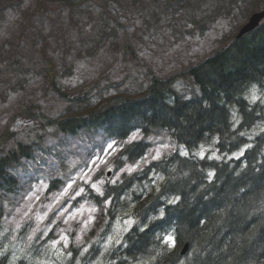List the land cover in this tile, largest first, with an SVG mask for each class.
<instances>
[{"label": "rangeland", "instance_id": "obj_1", "mask_svg": "<svg viewBox=\"0 0 264 264\" xmlns=\"http://www.w3.org/2000/svg\"><path fill=\"white\" fill-rule=\"evenodd\" d=\"M41 1L43 8L38 7L40 0H0V138L7 131L11 133L0 144V156H19V144H30L34 153L30 159L19 158L9 164L19 186L16 192L2 196L6 215L0 241L4 250H11L15 256L33 249L42 264H56L71 242L80 244L100 236L106 250L133 223L131 216L117 218L110 233L101 235L103 223L99 221L106 208L102 211L78 198L85 195L87 187L100 192L105 174L114 169L115 160L130 139L143 135L137 131L123 142L105 138L103 151H94L88 166L83 156L62 158L59 175L66 176L65 180L50 190V171L57 164L50 156L60 152L69 140L63 134L55 135L52 126L46 130L38 127L21 110L35 103L49 117L61 118L71 111L99 107L116 95L140 97L149 84L146 70L167 77L206 58L237 34L240 22L251 15L244 16L254 1L232 0L239 2L230 11L221 6L229 0H87L75 6ZM262 5L264 0L258 8ZM36 39L44 40L47 58L41 56ZM44 62L51 64L56 85L65 96L59 97L54 90ZM191 79L185 73L176 78L174 88L183 97L198 91ZM250 94L254 100L264 98V92L257 89ZM262 129L264 123L258 124L248 137L254 139ZM160 132L146 138L151 147L145 156L125 164L111 175L113 181L174 151L200 157L209 153L218 159L240 155L203 145L191 151ZM252 144L250 140L239 151ZM151 176L156 186L163 180L159 174ZM27 223V229L22 230ZM105 254L100 255L99 263Z\"/></svg>", "mask_w": 264, "mask_h": 264}, {"label": "trees", "instance_id": "obj_2", "mask_svg": "<svg viewBox=\"0 0 264 264\" xmlns=\"http://www.w3.org/2000/svg\"><path fill=\"white\" fill-rule=\"evenodd\" d=\"M85 1L50 0L67 6ZM229 1L221 5L228 11L239 2ZM253 1L245 18L262 4V0ZM38 7L43 8L41 0ZM37 42L41 56L47 58L42 48L44 40ZM45 70L54 90L63 96L50 63L46 62ZM183 73L192 78L198 89L189 98L172 86ZM150 76L140 97L116 95L99 107L71 111L61 118L49 117L35 103L21 110L38 127L46 130L52 126L64 135L90 130L126 139L135 131L147 135L164 129L191 151L201 145H213L221 152L235 151L253 141L238 159L200 158L176 151L121 181L106 184L102 200L103 207L108 205L111 219L121 211L122 204L130 205L132 198L122 196L134 183L149 179L151 173L165 178L159 187L146 190L135 199L138 223L125 234L124 244L116 248V254L107 258L106 264H264V129L254 139L248 137L252 128L264 123V98L254 100L250 94L253 89L264 92V21L241 38L233 33L222 47L182 72L167 77ZM9 134L7 131L2 135L1 145ZM19 146L23 156H30L28 145ZM147 146L144 139L128 144L115 168L141 158ZM8 159L0 156V190L7 192L18 183L7 168ZM4 216L5 209L0 204V226ZM169 234L174 235L175 246L165 241L164 236ZM185 243L189 244V251L182 256L180 250ZM93 246L92 250L97 248L96 244ZM78 251L63 255L56 264H91L92 251ZM13 259V253L6 251L0 256V264H42L28 251L15 262Z\"/></svg>", "mask_w": 264, "mask_h": 264}, {"label": "water", "instance_id": "obj_3", "mask_svg": "<svg viewBox=\"0 0 264 264\" xmlns=\"http://www.w3.org/2000/svg\"><path fill=\"white\" fill-rule=\"evenodd\" d=\"M264 18V10L260 11V12H255L249 22L247 24H245L239 31L237 37L240 38L243 35L253 31L260 23V21ZM187 250V245L185 246L183 253Z\"/></svg>", "mask_w": 264, "mask_h": 264}, {"label": "snow or ice", "instance_id": "obj_4", "mask_svg": "<svg viewBox=\"0 0 264 264\" xmlns=\"http://www.w3.org/2000/svg\"><path fill=\"white\" fill-rule=\"evenodd\" d=\"M135 140V136H133L131 139H130V141H129V143H131V142H133ZM112 147V145H109V148H111ZM184 154H186V153H184ZM201 155H203V154H201ZM240 155H243V152H241L240 153ZM156 157H153V159H155ZM129 171H131V169H129ZM211 175V174H210ZM86 183H87V181H85ZM93 188H95V185H93L92 186ZM83 191V189H81V192ZM97 192H99V189H97ZM77 195H79V193H77ZM100 195H103V193H100ZM161 215H163V212L161 213ZM168 240L169 241H171L172 240V237L171 236H169L168 237ZM117 242H119V241H117ZM85 251H87V249H85ZM4 253L3 252H0V256H2ZM69 255H71V253H69Z\"/></svg>", "mask_w": 264, "mask_h": 264}, {"label": "bare ground", "instance_id": "obj_5", "mask_svg": "<svg viewBox=\"0 0 264 264\" xmlns=\"http://www.w3.org/2000/svg\"><path fill=\"white\" fill-rule=\"evenodd\" d=\"M252 46V45H251ZM209 129V128H208ZM221 133V132H220ZM226 149V148H225ZM218 162V161H217ZM172 164V163H171ZM194 165V164H193ZM167 167V166H166ZM236 171V170H235ZM187 180V179H186ZM190 188V187H189ZM263 249V248H262ZM210 260V259H209Z\"/></svg>", "mask_w": 264, "mask_h": 264}]
</instances>
